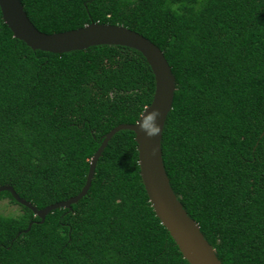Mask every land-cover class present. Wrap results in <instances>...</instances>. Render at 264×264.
I'll use <instances>...</instances> for the list:
<instances>
[{
    "label": "trees",
    "instance_id": "1",
    "mask_svg": "<svg viewBox=\"0 0 264 264\" xmlns=\"http://www.w3.org/2000/svg\"><path fill=\"white\" fill-rule=\"evenodd\" d=\"M20 1L42 33L119 25L161 49L176 79L170 186L221 264H264V0ZM154 91L138 51H34L0 10V187L38 209L76 196L104 136L136 123ZM1 200L20 212L0 214V264H189L151 207L132 131L111 138L70 209L41 222Z\"/></svg>",
    "mask_w": 264,
    "mask_h": 264
},
{
    "label": "water",
    "instance_id": "2",
    "mask_svg": "<svg viewBox=\"0 0 264 264\" xmlns=\"http://www.w3.org/2000/svg\"><path fill=\"white\" fill-rule=\"evenodd\" d=\"M0 10L3 21L11 30L13 37L24 42L34 51L64 54L87 50L94 46L127 47L142 54L155 79L151 104L146 107L136 123L120 124L104 136L90 161L85 186L76 196L44 209H38L20 198L11 186H1L0 192H10L17 203L30 209L43 222L52 211L61 208L70 209L87 194L96 164L108 142L117 132L129 130L135 134L140 176L151 207L175 241L183 258L189 264H221L215 249L201 233L198 223L189 217L173 192L163 164L161 140L167 116L173 107L176 79L161 49L141 34L119 25L93 22L66 32L42 33L31 23L20 0H0Z\"/></svg>",
    "mask_w": 264,
    "mask_h": 264
},
{
    "label": "rangeland",
    "instance_id": "3",
    "mask_svg": "<svg viewBox=\"0 0 264 264\" xmlns=\"http://www.w3.org/2000/svg\"><path fill=\"white\" fill-rule=\"evenodd\" d=\"M19 207L12 205L8 200L0 201V214L2 215H17L19 214Z\"/></svg>",
    "mask_w": 264,
    "mask_h": 264
}]
</instances>
